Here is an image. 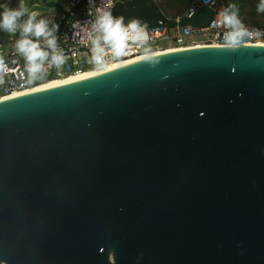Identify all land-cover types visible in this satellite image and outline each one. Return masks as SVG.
Here are the masks:
<instances>
[{"label": "water", "instance_id": "95a60500", "mask_svg": "<svg viewBox=\"0 0 264 264\" xmlns=\"http://www.w3.org/2000/svg\"><path fill=\"white\" fill-rule=\"evenodd\" d=\"M112 16L158 22L150 0ZM0 264H264V46L187 47L0 100Z\"/></svg>", "mask_w": 264, "mask_h": 264}, {"label": "built area", "instance_id": "2783aa9c", "mask_svg": "<svg viewBox=\"0 0 264 264\" xmlns=\"http://www.w3.org/2000/svg\"><path fill=\"white\" fill-rule=\"evenodd\" d=\"M61 12L53 9L52 14L39 15V19H47L48 27L58 25L54 31L57 42V52L64 57L62 65L51 64L52 50L48 49L44 38H40L41 47L49 51V58L43 62V71L32 75L28 72L25 58L16 50V42L21 38L18 29L9 38L6 49L2 51L0 46V100L30 93L37 87L56 80L77 76L94 71L98 68L109 67L131 59H142L148 56L164 52L180 50L187 47L204 45L239 47L245 45H259L264 43V30H257L244 25L242 22L229 27L223 23V0H190L182 17L171 19L160 10L158 22L155 27L141 28L147 39L142 42H134L131 36L127 48L119 57L113 56L108 45L101 42L104 48L105 63L97 65L92 60L93 39L98 35L93 29L97 17V10H112L116 2H128L130 0H61ZM153 6L159 8V0H150ZM9 0H0V11ZM55 4V3H54ZM207 7L211 9L213 18L206 28L193 29L190 26L182 28H169V24L180 23L192 18L198 10ZM194 10V12H193ZM114 18V17H113ZM232 31L242 32L236 37L235 46L226 42V34ZM32 40L37 38L29 37Z\"/></svg>", "mask_w": 264, "mask_h": 264}, {"label": "clouds", "instance_id": "9594fccd", "mask_svg": "<svg viewBox=\"0 0 264 264\" xmlns=\"http://www.w3.org/2000/svg\"><path fill=\"white\" fill-rule=\"evenodd\" d=\"M258 12H264V0H260L257 7ZM194 12V10H193ZM97 17L93 24V29L98 35L93 39L92 44V60L97 65L105 63L103 55V44L108 45L113 56L119 57L127 48L128 41L131 36L134 42H142L147 39L142 33L140 22L133 19L127 26L123 23L122 17L113 18L110 10H97ZM27 14V19L20 23V18ZM223 17V23L226 26L233 27L240 23L235 13L229 14L227 11L220 13ZM37 13L29 10L21 5L19 8L4 6V10L0 11V30L14 34L18 29L21 32V38L16 42V50L25 58L28 72L32 75L43 71V62L49 58V51L44 50L40 45V38H44V42L48 49L52 50L51 64L59 66L64 62V57L57 52V42L54 31L58 25L53 24L52 28L48 27L47 19L37 20ZM242 32L232 31L226 34V42L230 46L237 43L236 37L242 35ZM34 36L37 39L32 40L29 37Z\"/></svg>", "mask_w": 264, "mask_h": 264}, {"label": "trees", "instance_id": "16d2710c", "mask_svg": "<svg viewBox=\"0 0 264 264\" xmlns=\"http://www.w3.org/2000/svg\"><path fill=\"white\" fill-rule=\"evenodd\" d=\"M190 0H159V8L167 17L175 19L182 17ZM260 0H223V11L229 14L235 13L238 20L244 25L264 30V12H258ZM168 14V15H167Z\"/></svg>", "mask_w": 264, "mask_h": 264}, {"label": "rangeland", "instance_id": "374dc122", "mask_svg": "<svg viewBox=\"0 0 264 264\" xmlns=\"http://www.w3.org/2000/svg\"><path fill=\"white\" fill-rule=\"evenodd\" d=\"M43 1L46 3H55L57 5L62 4L61 0H43ZM10 2H11V0H9V2L7 4H5V6H9ZM21 5H24L29 10V12L35 11L37 13V16L52 14L54 11L53 9L46 8L42 4V2L38 1V0H16L13 7L19 8ZM3 10H4V7H3ZM26 19H27V14L25 16L21 17L19 22L23 23L24 20H26ZM12 35L13 34H10V33H7L3 30H0V46H1L2 51H4L6 49L8 40H9V38H11Z\"/></svg>", "mask_w": 264, "mask_h": 264}, {"label": "bare ground", "instance_id": "6f19581e", "mask_svg": "<svg viewBox=\"0 0 264 264\" xmlns=\"http://www.w3.org/2000/svg\"><path fill=\"white\" fill-rule=\"evenodd\" d=\"M259 45H263L264 46V43H259ZM138 60H140V59H131V60H128L126 62H121V63L115 64V65H112V66H109V67L98 68V69H96L94 71H91V72H88V73H85V74H79L77 76L67 77V78L62 79V80L50 81V82H47V83L37 87L36 89H34L31 92H38V91L45 90V89H48V88H52V87H55V86H59V85L65 84V83L81 80V79H84V78H87V77H90V76H93V75H96V74H100V73L105 72L107 70L122 66L124 64H128L130 62L138 61ZM13 97H15V96H13Z\"/></svg>", "mask_w": 264, "mask_h": 264}]
</instances>
